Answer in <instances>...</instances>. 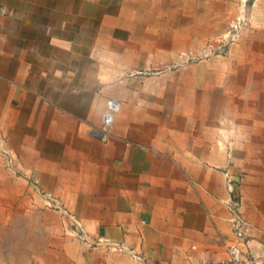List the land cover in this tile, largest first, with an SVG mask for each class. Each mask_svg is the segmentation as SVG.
I'll list each match as a JSON object with an SVG mask.
<instances>
[{
	"label": "crops",
	"instance_id": "obj_1",
	"mask_svg": "<svg viewBox=\"0 0 264 264\" xmlns=\"http://www.w3.org/2000/svg\"><path fill=\"white\" fill-rule=\"evenodd\" d=\"M77 2L86 14L88 0ZM256 2L248 12L264 16ZM6 7L0 0V148L13 156L0 152V264H218L231 240L264 264L260 57L249 70L242 58V71L207 72L219 83L199 92L223 99L226 120L186 122L175 105L174 121L166 87L135 88L111 54L119 39L101 37L100 23L77 24L83 37L44 65L31 56L28 69L21 10L9 12L11 23ZM199 95L192 106L207 110ZM233 206L247 222L239 239Z\"/></svg>",
	"mask_w": 264,
	"mask_h": 264
},
{
	"label": "rangeland",
	"instance_id": "obj_2",
	"mask_svg": "<svg viewBox=\"0 0 264 264\" xmlns=\"http://www.w3.org/2000/svg\"><path fill=\"white\" fill-rule=\"evenodd\" d=\"M78 5L77 0H6V22H14L15 17L9 16L11 10H21L16 17L21 24L16 34L23 40L19 55L28 57L23 65L28 64L29 69L32 57L40 66L51 62V58L64 53L69 40L83 37L78 35L77 24L98 28L100 23L101 37L119 39V46L111 54L118 56L121 68H128L127 74L132 77L129 82L134 80L135 88L166 87L168 118L174 120L179 113L173 111L176 105L183 120L192 123L214 116L226 120L223 99L215 97L211 101L199 92L211 82V86L219 83L216 77L207 75L208 71H242V58L249 70L254 55L260 57L257 69H264V16L251 13L259 7L256 0H88L86 14H78ZM32 7L33 14L28 12ZM95 34L98 32L93 29L86 38ZM198 93L199 102L209 104V108L204 107L207 110L192 106ZM225 107L226 113L233 112L228 110L229 103ZM109 112L112 115L113 110ZM247 129H252L249 123ZM256 145L247 146L253 150ZM2 146V154L13 156ZM230 146L239 150L241 144Z\"/></svg>",
	"mask_w": 264,
	"mask_h": 264
},
{
	"label": "built area",
	"instance_id": "obj_3",
	"mask_svg": "<svg viewBox=\"0 0 264 264\" xmlns=\"http://www.w3.org/2000/svg\"><path fill=\"white\" fill-rule=\"evenodd\" d=\"M52 197H48V200L52 204ZM232 215H231V222L234 233L237 235V238H243L245 231L247 229V222L241 216L240 212H238L235 207H231ZM72 223L76 226H79L80 223L74 218L70 216ZM108 244L113 247H117L119 250L124 249L125 247L121 243L117 242H108ZM227 257L221 260L218 264H253L255 263L253 259L244 257L242 254V249L239 246V242L236 240H231L227 243Z\"/></svg>",
	"mask_w": 264,
	"mask_h": 264
}]
</instances>
